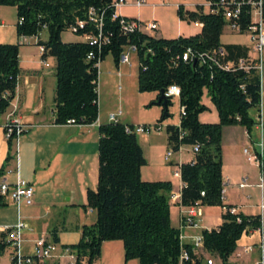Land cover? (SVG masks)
Segmentation results:
<instances>
[{
  "label": "trees",
  "instance_id": "obj_1",
  "mask_svg": "<svg viewBox=\"0 0 264 264\" xmlns=\"http://www.w3.org/2000/svg\"><path fill=\"white\" fill-rule=\"evenodd\" d=\"M0 5L15 8L17 37L46 33L45 39L39 37L36 45L43 48L42 59L52 56L55 61V124H63L69 118L78 124L94 122L98 113V63L107 54L117 63L122 46L135 44L138 91H153L157 97L159 89H165L169 84L179 87L177 99L179 107H183V114L179 116L178 126L165 125L168 148L175 152L182 144L198 145L192 159L179 164L180 203L231 206L222 203L220 192L221 128L239 124L250 134L255 121L249 111L257 109L260 101V77L253 69L224 70L203 54L218 47L225 50V60L235 61L248 54L247 46L219 41L225 24L220 12H205L201 4L186 9L179 3L175 9L177 18L186 22L197 20L202 26L191 35L162 37L122 31L119 16L112 17L111 0H0ZM89 7L99 13V25L88 20L86 12ZM76 20H83V26L77 27L74 34L100 35V43L62 41L60 33ZM238 21L243 33L249 22L246 6H241ZM19 45L18 42L0 43V115L6 111L14 95L19 72ZM186 49L196 56L183 60L181 55ZM89 53L90 57L87 56ZM204 90L216 110L215 122L198 120V114L206 109L200 101ZM170 98L166 97L165 106L161 107L155 123H160L168 115ZM125 126L131 127L132 124L100 122L96 127V185L94 189L86 188V204L82 205L94 211L95 220L81 225L79 240L68 246L75 256L74 264H82V261L92 264L99 255L101 243L113 239L121 241L124 261L136 259L137 264H177L180 244L178 229L169 220L170 182L141 178L140 167L145 159L136 134L125 131ZM5 140L7 162L15 156L14 133ZM262 163L264 167V157ZM4 165L0 166V176L4 173ZM5 205L7 202L0 196V207ZM220 218L216 227L201 230L202 247L217 257L220 264H229L227 258L237 239L259 226L260 215L223 210ZM49 237L56 242V231L50 230ZM8 244L6 232H2L0 255ZM182 246L190 252L188 243ZM198 263L196 259L193 264Z\"/></svg>",
  "mask_w": 264,
  "mask_h": 264
},
{
  "label": "crops",
  "instance_id": "obj_2",
  "mask_svg": "<svg viewBox=\"0 0 264 264\" xmlns=\"http://www.w3.org/2000/svg\"><path fill=\"white\" fill-rule=\"evenodd\" d=\"M179 3L186 9H193L195 5L203 4L202 0L189 2L190 4L177 0L172 4L176 7ZM5 6L8 5H0V43H14L16 41L7 40L3 32L4 15L2 14V7ZM121 7H132L137 12L141 8H135L131 5ZM117 12L120 14L118 10ZM127 17L140 19L138 15ZM194 27L197 29L189 35L197 33L200 30V27ZM225 30L229 34L245 33H233L227 28ZM157 31H159L158 28ZM178 35H183V33ZM156 36L160 35L157 34ZM221 36L222 33L219 36L221 43H236L247 46L248 54L253 56L252 51H250V42L247 43L238 39L222 41ZM40 38L45 39V37H42V33L40 34ZM131 55L135 56V53H131ZM105 57L106 55L100 62L104 61ZM17 58L19 72L17 74L14 95L6 111L0 115V121H4L6 115L11 114V116H17L21 123L29 125V127L17 136L15 141L16 156L7 162L5 161L7 144L3 136V130L0 127V166L5 164L4 173L0 178L13 182L16 176H18L29 182L33 188L32 203L30 205L19 204L16 206L7 202V205L0 207V226L12 225L17 220H21L26 224V227L21 230V252L23 254H30L35 238L44 234L49 239V231L55 230L57 250L47 260L46 264H70L63 247L75 244L80 237L81 225L91 224L95 220V216L88 220V213H94V211L82 205L86 204V188L94 189L96 185L97 124L66 125L53 123L54 58L52 57L53 63L51 65H45L42 62L44 59L41 58L39 50L25 48L21 50L20 46L18 47ZM111 60L112 65L107 68L108 76L120 77L122 75L121 67L126 64L115 63L112 56ZM126 66L130 67L131 63ZM262 88L261 82V94ZM151 93L149 100L155 101L156 92L152 91ZM203 97L208 102L203 101ZM200 101L206 106L204 111L211 112V106L214 108L205 90ZM158 106L161 109V106ZM204 111L198 114L199 121H217V119L201 120L199 116ZM259 111L262 119L261 95ZM120 115H122V112ZM215 115L217 117V114ZM98 120V123L107 122V120H100L99 117ZM118 121L133 124L129 118ZM167 124L171 123H166L165 125ZM253 129H256L254 125ZM147 137L150 142V147L147 150L148 153L145 152L142 143L137 140L145 159V163L140 167L141 178L143 180L169 181L171 185L170 192L180 194V179L173 176L172 172L179 164L192 159L191 146L186 145L187 147H182L181 145L177 151L171 153L168 160H164L163 155L169 149L165 129L162 141L156 139V136L150 135ZM220 145L222 203L234 207L235 212L259 214L261 227L264 230V169L261 171L254 160L247 159L248 154H255L259 151H261L262 157H264V146H261V144L258 146L256 138L251 132L248 134L245 128L239 124L222 126ZM243 148H247V153L243 152ZM156 154H158L157 157H155ZM242 178L245 179V185L240 186L239 182ZM260 178H262L261 185H259ZM168 203L170 224L178 228L183 206H180L178 203ZM260 204H262V207H259ZM200 208L201 214L198 217L197 226L191 228L182 227L180 229L181 233L185 236V243H190V237L200 234L202 229L214 228L221 222L222 206L200 205ZM1 233L2 231H0ZM257 238L258 232L256 230L242 234L237 239L234 248L240 252V255L236 256L234 254L235 250H233L228 256L227 262L229 264H247L254 260L258 255L255 247L248 253H241V249L244 245H253ZM12 251L13 247L9 242L0 255V264H12L10 259ZM207 257L213 260V264H220L217 257L210 255L205 250H202V253L199 255L198 264H205V258ZM82 264H84L83 261ZM92 264H137V260L129 259L124 262L122 243L118 239H113L105 240L101 243L99 255Z\"/></svg>",
  "mask_w": 264,
  "mask_h": 264
},
{
  "label": "built area",
  "instance_id": "obj_3",
  "mask_svg": "<svg viewBox=\"0 0 264 264\" xmlns=\"http://www.w3.org/2000/svg\"><path fill=\"white\" fill-rule=\"evenodd\" d=\"M263 0H204L202 4L203 10L205 12L217 13L220 12L222 17L225 20L224 27L233 33H241V28L239 24V14L241 6L247 7L248 14V25L244 30L248 35V40L250 42L251 48L254 52V55L251 56L247 54L245 57H239L237 60H225V50L222 47H218L216 49H212L207 53H203L207 56L211 61L217 64L220 68L224 70H234V69H243L245 71L253 69L258 74L261 69V61L260 54L261 50L264 47V8L262 7ZM146 0H111V5L113 7L112 17L119 16V24L121 30L124 32H142V33H151L157 30L158 24L156 20H141L134 17H127L118 14L117 10L119 7L124 5H131L135 8H139L141 6L146 5ZM88 20L93 23L99 25L100 24V15L99 13L92 7H89L86 12ZM194 26L201 27L202 23L200 21L194 20L190 21ZM83 26V20H76L75 24L70 25L68 30L71 33H75L77 27ZM39 35H19L17 38V42L22 45H35L37 46L39 52L43 50L41 45H36L37 39L40 37ZM152 34V33H151ZM83 40L90 42L91 44H98L101 41L99 38L100 35L95 36L91 33H83L79 35ZM100 39V40H99ZM104 40V38H102ZM136 46L133 43H127L122 46L117 56L118 64H126L130 63V55L131 53H135ZM90 57V53L87 55ZM189 56L195 57L196 54L191 50L186 49L183 51L181 58L186 60ZM43 64L44 61H42ZM260 77V74H259ZM163 94L165 97H177L179 94V87L176 84H169L165 89H163ZM260 104V101H259ZM259 104L256 109V113L253 117L254 126L257 130L261 131L262 128V119L259 111ZM121 109L118 108L115 112H109L106 115L107 122H116L118 121V116L121 114ZM179 116L183 114V107L178 108ZM98 115L94 122L90 125L99 124L98 123ZM179 123V120H178ZM178 123L176 124L178 126ZM63 124L66 125H78L75 123L73 119H66ZM0 127L3 130L4 138H8L12 133H14L15 141L19 134H21L29 125L21 123L17 116H11V114H7L4 121H0ZM161 128L160 123H154L152 125H144V124H132V126H125V131L132 132L134 134L137 133H149L151 131H159ZM180 147V145H179ZM178 147V149H179ZM198 150V145H191V152L195 153ZM243 152L247 153V148H243ZM172 151L168 149L163 155L164 160H168ZM247 159L254 160L261 171L264 169L262 163V153L261 151L256 152L255 154H248ZM172 175L178 177L180 179L179 166L174 168ZM244 178L239 182L240 186L245 185ZM262 178H260L261 185ZM182 181H179V187L181 189ZM221 199L223 198V190H222V181H221ZM32 193L33 188L32 185L27 182L25 179H22L16 176L13 182H8L4 178H0V196L3 198L5 202L14 204L18 206L19 204L30 205L32 203ZM202 195L203 192L201 191ZM168 202L170 203H178L180 206H183L181 214H180V222L178 229V241L180 244V252L178 255V263L177 264H193L196 259H199V255L202 253V235L196 234L192 235L191 242L188 243L190 245V252H188L182 244H184V235L181 233L182 227H195L197 226L198 217L201 214V208L199 203H194L190 205H182L180 203V194L177 192H170L168 195ZM259 207H262L260 204ZM223 210H228L230 213H235V208L223 207ZM238 220V218H237ZM26 227V224L17 220L12 225H2L0 226V231L6 232V239L11 243L13 247V251L11 254V263L12 264H46L47 260L51 258L56 250L57 243L55 241H51L44 234L39 235L37 238L33 240L32 250L30 254H23L21 252V230ZM258 232V238L255 243L252 245H244L241 249V253L250 252L253 247L256 248L258 255L257 257L248 262L247 264H264V230L261 227V222L258 227L255 229ZM251 230V231H253ZM245 234V233H243ZM64 252L67 254L69 258V263L74 264L75 256L73 252L70 250L68 246L63 247ZM235 250V249H234ZM236 256L240 255V252L237 250L234 251ZM205 264H213V260L210 257L205 258Z\"/></svg>",
  "mask_w": 264,
  "mask_h": 264
},
{
  "label": "rangeland",
  "instance_id": "obj_4",
  "mask_svg": "<svg viewBox=\"0 0 264 264\" xmlns=\"http://www.w3.org/2000/svg\"><path fill=\"white\" fill-rule=\"evenodd\" d=\"M177 0H146L147 6L141 7L138 12L132 7H121L118 9L121 15L125 16H137L141 20H151L155 19L158 24L159 31L151 32L154 35L159 34L162 37H172L180 33L183 35H189L193 33L197 28L192 25V23H187L185 21H179L175 14L176 7L172 4ZM184 2H197L201 0H182ZM204 3V0H202ZM2 14L4 15V29L6 39L9 41H16L17 36L14 31L15 23V11L12 6L2 7ZM138 13V14H137ZM42 37H46L45 31H42ZM60 38L62 41H78L82 37L74 33H71L68 29L60 33ZM222 41L229 39H238L243 42L249 43L247 33L243 34H229L225 28L222 30V36L220 37ZM21 50H38L35 45H19ZM252 54L254 52L250 48ZM260 60L262 61V68L260 69V83L262 82V128L261 131L257 129L251 130V134L256 138L258 146H264V48L261 50ZM46 64H52L53 59L51 56H47L46 59L42 60ZM131 66L128 67L124 65L121 67L122 75L120 77L108 76L107 68L112 65L111 55L107 54L104 61L98 63V76H97V104H98V117L100 120H107L106 115L109 112H115L118 108L121 109L122 115H119L118 120L129 118L133 124H144L152 125L156 122L160 114V107L158 105L149 104L152 91H138L136 87V70L137 61L134 55L130 56ZM203 101L208 102L206 98L203 97ZM170 104L167 106L168 115L162 120L161 128L159 131H151L149 133H137L136 138L140 143H142L145 152L148 153L150 147V142L147 136H156V139H160L164 136V125L166 123L176 124L179 118L178 112V101L176 97L170 98ZM250 114L253 116L256 113V109H250ZM215 109L211 106V112L204 111L199 117L201 120H216ZM254 117V116H253ZM181 146V145H180ZM182 147H187L186 144H182ZM13 151L16 156V143H13ZM158 154L155 155L157 157ZM162 157V156H161ZM151 159V156H150ZM95 216L94 213H88V220ZM134 260V259H132ZM125 262V261H124Z\"/></svg>",
  "mask_w": 264,
  "mask_h": 264
},
{
  "label": "water",
  "instance_id": "obj_5",
  "mask_svg": "<svg viewBox=\"0 0 264 264\" xmlns=\"http://www.w3.org/2000/svg\"><path fill=\"white\" fill-rule=\"evenodd\" d=\"M155 104L160 105L161 107L165 106L166 103V97L163 94V89H159L158 95L156 97V100L154 101Z\"/></svg>",
  "mask_w": 264,
  "mask_h": 264
}]
</instances>
